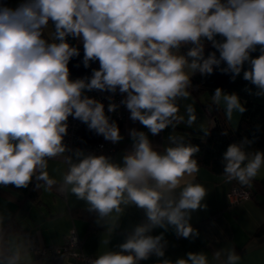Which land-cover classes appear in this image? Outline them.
<instances>
[{
    "label": "clouds",
    "instance_id": "9594fccd",
    "mask_svg": "<svg viewBox=\"0 0 264 264\" xmlns=\"http://www.w3.org/2000/svg\"><path fill=\"white\" fill-rule=\"evenodd\" d=\"M69 37L82 43L85 68L99 62L91 77L70 78L69 62L80 50ZM206 42L216 49L207 56ZM257 50L259 56L253 57ZM214 69L230 74L232 81L243 73L255 87L244 90L264 97V0H25L15 9L0 5V187L27 188L35 181L34 188L51 189L57 180L47 171L49 161L62 157L68 167L59 191L84 201L95 223L109 234L127 207L145 214L118 250L108 249L109 235L103 241L106 250L87 264H140L153 255L160 258L158 264H242L231 244L211 259L205 252L163 259L164 233L151 234L171 228L178 238L200 235L190 223L192 212L206 209L209 193L196 180L200 147L177 127L210 134L197 123L193 103L184 105L183 114L180 105L190 99L192 77L212 75ZM94 90L119 92L130 119L152 135L171 128L167 146L158 150L146 132L133 128L132 148L122 163L70 150L64 143L69 117L113 145L124 139L105 105L85 94ZM106 98L108 112H115L119 105L112 96ZM211 103L223 108L228 121L246 111V101L220 87ZM254 143L255 137H244L229 144L221 160L225 184L253 187L264 169V151L251 150ZM21 258L19 250L9 254L0 248V264H20Z\"/></svg>",
    "mask_w": 264,
    "mask_h": 264
},
{
    "label": "crops",
    "instance_id": "0c3cea01",
    "mask_svg": "<svg viewBox=\"0 0 264 264\" xmlns=\"http://www.w3.org/2000/svg\"><path fill=\"white\" fill-rule=\"evenodd\" d=\"M208 98L210 99L205 92L199 97L191 94L189 100L181 101V114L184 112L185 104L193 103L197 110V123H202L205 128L211 126L213 121L209 113L202 109L201 101ZM222 111L224 113L223 108ZM239 118L240 115L234 114L233 120L228 123L235 127ZM181 127L185 126L179 125L177 132L187 134ZM133 128L146 132L153 146L161 151L167 146V136L172 131L168 128L159 135H152L138 121L133 122L130 119V112L126 109L124 128L120 132L124 139L114 151L113 161L122 163L123 155L131 151L130 130ZM67 154L71 155L72 152ZM67 167L62 157L49 161L47 171L57 180V185L51 189L41 187L39 202L21 198L10 190L0 191V248L9 254L19 250L22 257L20 264H76L77 259L69 254L53 255L51 258L39 257L32 248L34 243L64 244L72 229L81 240L80 251L85 255L95 257L105 251L107 246L103 245V241L109 235L108 249L116 251L118 250L116 246L124 242L126 233L145 220L143 210L135 206L127 207L116 228L109 234L105 227L95 223V215L87 211L84 201L59 191V183ZM263 176L264 169L257 178ZM196 180L209 192L203 201L207 205L206 209H199L191 214L190 223L200 235L191 240L178 238L171 228L167 232L160 228L154 229L152 235L163 232L168 242L163 259L175 261L186 257L188 252H205L211 259L216 250L231 244L242 256V264H264V233H258V228L264 222V194L257 193L247 199L230 203L227 193L235 182L225 184L222 175H217L204 166H201ZM159 259L153 255L140 264H158Z\"/></svg>",
    "mask_w": 264,
    "mask_h": 264
},
{
    "label": "trees",
    "instance_id": "16d2710c",
    "mask_svg": "<svg viewBox=\"0 0 264 264\" xmlns=\"http://www.w3.org/2000/svg\"><path fill=\"white\" fill-rule=\"evenodd\" d=\"M0 5H5L4 0H0ZM50 26L52 32V26ZM45 37L49 38L47 30L45 29ZM219 38V37H218ZM68 42L72 46H76L80 50V56L74 57L69 62L70 77L79 76L91 77L93 69H99V62H91L90 67L85 68L83 66V45L79 40L68 38ZM186 51V49L184 50ZM216 51L209 43L206 42L205 56L210 52ZM259 50L252 53L253 57L259 56ZM217 56L219 53L217 52ZM222 63L221 67H225ZM248 65H245V69ZM193 87L189 89V92L195 97H199L202 93H207L211 98L214 90L217 87L222 88L228 93H237L242 101H246L245 107L246 111L240 115L239 121L235 127L230 126L228 120L226 119L222 108H217L208 100L205 104L211 105L209 110V117L212 119L213 123L211 126L207 127L210 134L207 137H203V133L198 129L181 127L186 137H189L191 143L198 145L200 147V152L197 155V160L200 166L207 167L213 173L221 175L223 172V166L221 164L222 155L226 151L229 144L233 142H239L244 137L252 139L255 137V143L251 146V150L264 151V97H255L249 95L244 89L246 87L252 88L255 91V87L249 82L243 79V73L232 81L230 74H223L218 69H214L212 75L201 76L199 73L192 77ZM115 121L120 129V132L124 128V120L117 118H110V122ZM227 132V135L223 133ZM78 138L80 141V148H83L86 144L96 141H105L102 136L96 135L94 131L87 129H82L79 131ZM108 142V141H105ZM116 148L118 144L114 145ZM34 183L30 184L27 188H16L14 186H8L7 188L0 187L1 190H10L18 194L21 198L28 199L33 202L40 201V189L34 188ZM235 184H237L235 182ZM250 190V197L257 193L264 194V176L261 178H256L253 183V187ZM258 233H264V222L258 228ZM62 245V244H61ZM37 254V253H36ZM38 255V254H37ZM39 257H42L38 255Z\"/></svg>",
    "mask_w": 264,
    "mask_h": 264
},
{
    "label": "built area",
    "instance_id": "2783aa9c",
    "mask_svg": "<svg viewBox=\"0 0 264 264\" xmlns=\"http://www.w3.org/2000/svg\"><path fill=\"white\" fill-rule=\"evenodd\" d=\"M71 78V77H70ZM81 78L79 76H73L71 79ZM90 98H94L99 100L105 105V114L110 118H117L124 120L126 115V107L120 104V101L123 99V96L117 92L116 94H111L108 92H100V91H91L86 92ZM108 96H112V102L119 105L115 112H108V104L109 100L106 98ZM68 130L67 135L64 137V143L69 147V149H76L80 147V141L78 138L79 131L82 129H87V125L82 123L78 119H73L69 117L68 119ZM86 153H94L96 155H106L112 158L116 147L110 142L105 141H96L86 144L82 148ZM228 199L230 203H235L242 199H247L250 197V190L246 188H241L238 184H233L228 193ZM81 240L79 239L77 233L74 229H72L68 233L67 240L62 245H46V244H35L32 248L36 251V253L42 257L51 258L53 255L59 254H69L76 258V264H87L88 260L95 258L90 255H85L80 251Z\"/></svg>",
    "mask_w": 264,
    "mask_h": 264
},
{
    "label": "rangeland",
    "instance_id": "374dc122",
    "mask_svg": "<svg viewBox=\"0 0 264 264\" xmlns=\"http://www.w3.org/2000/svg\"><path fill=\"white\" fill-rule=\"evenodd\" d=\"M24 2H25V0H4L5 5L10 7V8H13V9H15L17 6H19L20 4H22ZM46 30H47L48 34L51 36L50 26ZM208 100H211V98L210 99L208 98L206 100L202 99L201 101H202V103H204V102H207ZM202 109L209 112V110L211 109V105L205 104Z\"/></svg>",
    "mask_w": 264,
    "mask_h": 264
}]
</instances>
